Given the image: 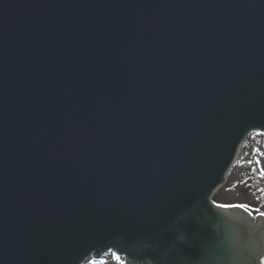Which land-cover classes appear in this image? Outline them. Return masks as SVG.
I'll use <instances>...</instances> for the list:
<instances>
[{
	"label": "water",
	"instance_id": "water-1",
	"mask_svg": "<svg viewBox=\"0 0 264 264\" xmlns=\"http://www.w3.org/2000/svg\"><path fill=\"white\" fill-rule=\"evenodd\" d=\"M253 130L264 0H0V264H259Z\"/></svg>",
	"mask_w": 264,
	"mask_h": 264
},
{
	"label": "rangeland",
	"instance_id": "rangeland-1",
	"mask_svg": "<svg viewBox=\"0 0 264 264\" xmlns=\"http://www.w3.org/2000/svg\"><path fill=\"white\" fill-rule=\"evenodd\" d=\"M262 190H264V132L253 130L247 135L225 183L214 193L212 200L216 204L248 205L253 213L259 214L264 213ZM112 251L118 253L114 249ZM119 256L121 260L126 261V256L120 254ZM93 259L95 258L90 256L82 264H88ZM95 260L97 264H100L101 260H106L107 264H117L108 251Z\"/></svg>",
	"mask_w": 264,
	"mask_h": 264
},
{
	"label": "snow or ice",
	"instance_id": "snow-or-ice-1",
	"mask_svg": "<svg viewBox=\"0 0 264 264\" xmlns=\"http://www.w3.org/2000/svg\"><path fill=\"white\" fill-rule=\"evenodd\" d=\"M264 191V190H262ZM215 207L223 208V209H229V208H248V205H243V204H215ZM259 215L264 216V213H259ZM108 252L112 254L113 259L116 260L117 264H126V261L121 260L120 256L118 253H115L112 251V249H108ZM107 254V253H105ZM88 264H97V261L95 259L90 260ZM100 264H107L106 260H101ZM259 264H264V257H261L259 260Z\"/></svg>",
	"mask_w": 264,
	"mask_h": 264
},
{
	"label": "flooded vegetation",
	"instance_id": "flooded-vegetation-1",
	"mask_svg": "<svg viewBox=\"0 0 264 264\" xmlns=\"http://www.w3.org/2000/svg\"><path fill=\"white\" fill-rule=\"evenodd\" d=\"M245 210H247L249 212V214L251 215L253 221H255L256 217L259 216V214L253 213V211L251 209H249V208H246Z\"/></svg>",
	"mask_w": 264,
	"mask_h": 264
}]
</instances>
